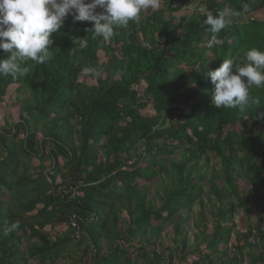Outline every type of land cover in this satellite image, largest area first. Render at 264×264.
Returning <instances> with one entry per match:
<instances>
[{
  "label": "trees",
  "instance_id": "1",
  "mask_svg": "<svg viewBox=\"0 0 264 264\" xmlns=\"http://www.w3.org/2000/svg\"><path fill=\"white\" fill-rule=\"evenodd\" d=\"M198 4L242 14L210 46L206 13L177 15ZM262 10L161 0L108 41L69 16L48 62L0 76V264H264V87L243 111L215 109L206 77L264 51Z\"/></svg>",
  "mask_w": 264,
  "mask_h": 264
},
{
  "label": "clouds",
  "instance_id": "2",
  "mask_svg": "<svg viewBox=\"0 0 264 264\" xmlns=\"http://www.w3.org/2000/svg\"><path fill=\"white\" fill-rule=\"evenodd\" d=\"M161 0H0V50L6 58H0V76H25L27 61L44 64L51 59L54 43L52 34L58 32L71 16L74 23L89 22L86 29L92 38L108 41L117 29H126L130 22L138 20L148 9L159 10ZM243 11H247L245 5ZM242 13L225 9L215 15L208 13L203 23L211 33L209 45L216 41V34L234 17ZM79 49L88 47L86 36L78 37ZM86 73L98 76L95 68H85ZM206 77L214 85L211 103L215 109L238 108L243 111L253 100L250 90L264 87V51L251 48L244 54V63L235 58L224 59L215 70L207 69ZM18 227L13 223L8 231Z\"/></svg>",
  "mask_w": 264,
  "mask_h": 264
},
{
  "label": "rangeland",
  "instance_id": "3",
  "mask_svg": "<svg viewBox=\"0 0 264 264\" xmlns=\"http://www.w3.org/2000/svg\"><path fill=\"white\" fill-rule=\"evenodd\" d=\"M201 6H203V4H198L196 6L193 5V8L192 9L190 8L187 11L186 10H181L177 15H180V16H182L183 14L189 15V14H191V12L195 11L196 8H199ZM163 7H164L163 9H165V6H163ZM262 11H259L260 12V15H258L259 17H262L264 15V11L263 12ZM15 87L16 86L14 85L13 88L11 89V91L14 90ZM11 91H9L8 96H7L8 100H9V104L12 103V101H13L15 95H16V93H14L13 91L11 92ZM7 110H10V107H8ZM147 110L148 111L151 110V107L147 108ZM13 112L15 113V114H13L14 115V117H13L14 119L13 120H14V122H16L17 119L19 118V110L17 108L16 109H13ZM230 128L231 129L234 128V129H238L239 130V125H235L234 124ZM160 182H161V179L160 178H156L152 183H150V191H149V194H150L151 197L155 196L153 194L156 191V185L158 183H160ZM123 216L126 219H128V217L126 216L125 213L123 214ZM257 220H258L257 213H255L254 211H251L249 217H247V216H245L244 214H241V213H239L237 215V217H236V223H237L238 227L239 228H242V229H244V227H245L244 225H245V223L247 221L248 222H251L253 225H256L257 224ZM126 223H128V222H126ZM208 223L211 225V222L210 221H208ZM190 226H193V223H191ZM120 228H123V227L120 226ZM190 229H191V233L193 234L195 232V230L192 227H190ZM168 232L172 234V230H169ZM164 242H165V244L168 243L169 245H171V241L168 239V237L164 240ZM126 245L127 244H125V246Z\"/></svg>",
  "mask_w": 264,
  "mask_h": 264
},
{
  "label": "built area",
  "instance_id": "4",
  "mask_svg": "<svg viewBox=\"0 0 264 264\" xmlns=\"http://www.w3.org/2000/svg\"><path fill=\"white\" fill-rule=\"evenodd\" d=\"M199 10L203 11V12L206 13V14H208V13H212L211 11H208V10H207V8H206L205 5L199 7ZM218 11H221V10H220V9H217V12H218ZM73 225H75V223H73Z\"/></svg>",
  "mask_w": 264,
  "mask_h": 264
}]
</instances>
